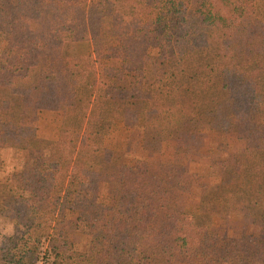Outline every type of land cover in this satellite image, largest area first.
<instances>
[{
    "label": "trees",
    "instance_id": "trees-1",
    "mask_svg": "<svg viewBox=\"0 0 264 264\" xmlns=\"http://www.w3.org/2000/svg\"><path fill=\"white\" fill-rule=\"evenodd\" d=\"M0 33V149L48 152L21 165V186L0 182V217L21 229L2 264H33L42 241L44 264H172L153 215L171 193L148 187V160L116 158L117 122L138 125L148 156L185 153L202 132L244 141L201 186L198 211L264 224V0H0ZM43 110L61 117L53 141L37 136ZM99 184L123 189L110 203ZM186 264H264V240L202 241Z\"/></svg>",
    "mask_w": 264,
    "mask_h": 264
},
{
    "label": "rangeland",
    "instance_id": "rangeland-1",
    "mask_svg": "<svg viewBox=\"0 0 264 264\" xmlns=\"http://www.w3.org/2000/svg\"><path fill=\"white\" fill-rule=\"evenodd\" d=\"M5 40L6 35L0 33V50ZM74 47L79 53L91 52L89 42L78 43ZM150 52L155 56L157 49H151ZM60 122L61 117L58 113L41 111L37 136L49 141L57 139ZM141 137L137 124L117 122L108 135L107 143L120 161L148 160L150 173L148 187L171 193L170 207L154 209L153 215L155 226L166 234V249L172 255V264H186L191 248L202 241L213 249L225 247L241 250L257 239L264 240V224L260 221L249 224L244 219L242 210L223 206L213 215H203L198 211L201 186L205 183L214 185L219 181L223 161L229 154L242 150L244 141L233 135L202 132L197 135L185 153L161 149L153 151L151 156H148L149 152L142 148ZM47 156L48 152L44 149L33 151L0 149V182L12 187L21 186V165H42L47 161ZM176 182L179 186L189 187V190L184 192L176 189ZM122 189L119 184L98 185L99 193L110 203ZM94 191L95 187L90 185L88 187L90 196ZM81 231L76 234L74 247L77 251H85L92 241L85 230ZM20 234L19 227L0 217V247L7 244L8 238L18 237ZM46 248L47 243L42 241L33 264H44V258L47 254L50 255L48 252L46 254Z\"/></svg>",
    "mask_w": 264,
    "mask_h": 264
}]
</instances>
